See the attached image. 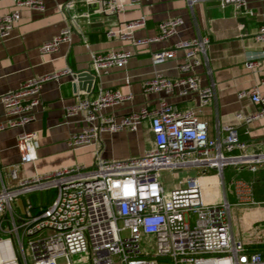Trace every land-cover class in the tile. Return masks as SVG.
<instances>
[{
  "label": "built area",
  "instance_id": "2783aa9c",
  "mask_svg": "<svg viewBox=\"0 0 264 264\" xmlns=\"http://www.w3.org/2000/svg\"><path fill=\"white\" fill-rule=\"evenodd\" d=\"M138 0H130V3ZM198 1L186 0L190 8ZM233 4L237 9L246 0H216ZM12 8L0 13V36L7 35L19 18V7L43 9L44 0H12ZM124 0H102L99 13L115 15L125 8ZM183 22L181 16L168 17L158 23L152 35L135 37L133 30L146 23V16L125 21L118 29H108L107 36L129 39L134 46L168 39ZM72 26L67 23L58 34L42 42V52L58 49L70 41ZM264 40V20L254 33ZM207 35L175 41L170 47L151 52L154 61L173 58L182 50L177 63L179 74L170 77L155 72L143 81L144 92L177 94L193 93L196 106L179 107L161 96L157 104L142 103L136 110L116 117L105 110L132 98L131 92L119 88H99L92 95L77 96L67 106V113L80 111L83 125L73 132L71 146L98 142L100 132L123 127L135 129L148 121L153 144L141 154L104 158L96 155L92 165L62 166L32 175H21L19 166L37 157L33 130L17 133L16 144L20 160L0 166V264H159V259L172 264H264L259 250H250L241 237L231 231V203L207 200L198 174H189L181 185H165L161 170L201 168V173L215 169L218 183L223 182L225 166L234 164L251 171L264 164V137L261 147L252 146L239 135L237 124H222L217 136H209L208 123L199 115L201 107L215 95V82L201 83L196 68L208 66ZM129 49L94 52L93 73L110 66H124L131 55ZM248 66L257 60L248 58ZM69 71L64 68L25 79L0 96L6 120L0 129L24 126L34 118V107L40 98L43 81ZM239 96H249L257 104L252 113L238 111L235 118L244 124L264 116V93L257 86L240 90ZM254 145L253 143H251ZM55 196L39 205L23 196L52 189ZM21 201V211L14 208ZM153 235L156 246L142 252L140 240ZM75 253H83L74 258Z\"/></svg>",
  "mask_w": 264,
  "mask_h": 264
},
{
  "label": "crops",
  "instance_id": "0c3cea01",
  "mask_svg": "<svg viewBox=\"0 0 264 264\" xmlns=\"http://www.w3.org/2000/svg\"><path fill=\"white\" fill-rule=\"evenodd\" d=\"M115 15L99 13L102 0H44V8L19 7V18L11 31L0 36V96L17 88L25 79L50 74L69 68V71L42 82L40 98L34 107V118L24 126L0 129V166L20 160L16 144L17 133L23 129L36 132L37 157L20 164L21 175H32L62 166L93 164L96 155L104 158H121L141 154L153 144L149 122L138 123L135 129L123 127L100 132L98 142L71 146L69 136L83 125L80 111L67 113V106L77 96L92 95L101 87L119 88L131 92L132 98L108 107L105 111L116 117L136 110L142 103L157 104L161 96L179 107L196 106L193 93L177 94L144 92L143 81L155 72L170 77L179 74L177 63L182 50L175 57L154 61L151 52L168 48L175 41L207 35L208 66L200 64L196 71L201 83L215 82V95L199 115L208 123L209 136H217L222 124H237L240 138L252 146L261 147L264 137V116L244 124L238 122V111L252 113L257 109L249 96H239L240 90L257 86L264 93V40H256L257 25L264 20V0H246L237 9L233 4H219L216 0L198 1L190 8L186 0H138L130 3ZM12 0H0V13L12 8ZM146 16V23L133 30L135 37L156 33L158 23L168 17L181 16L183 22L168 39L134 46L129 39L109 37L106 31L118 29L125 21ZM67 23L72 26L70 41L62 42L52 52H42L39 46L59 33ZM111 49H129L131 55L124 66H110L91 79L74 78L76 71L91 68L94 52ZM254 58L257 65L248 66L246 60ZM76 88H73V83ZM6 120L0 100V122ZM253 143L254 145H252ZM203 184L207 200L226 198L231 203V231L241 237L250 250L264 255V164L251 171L244 166L229 164L222 172L223 182L218 183L215 169L201 173L194 168ZM171 187V186H169Z\"/></svg>",
  "mask_w": 264,
  "mask_h": 264
},
{
  "label": "rangeland",
  "instance_id": "374dc122",
  "mask_svg": "<svg viewBox=\"0 0 264 264\" xmlns=\"http://www.w3.org/2000/svg\"><path fill=\"white\" fill-rule=\"evenodd\" d=\"M195 173L194 168L191 169H179V170H161L160 172V178L163 183L167 186L172 185H181L185 183L186 177L189 174ZM56 190L54 188L52 189H45L37 192H33L31 194H27L22 197V199L27 200L30 198L36 206H38L40 203V198L42 199V203H45V205L55 196ZM21 204V201L17 200L13 203V206L17 211H21V207L19 206ZM141 249L142 252H151L155 249L156 241L155 237L153 235H144L142 236L140 240ZM83 253H75L74 258L81 257ZM167 264H172L169 260H164ZM83 264V263H81Z\"/></svg>",
  "mask_w": 264,
  "mask_h": 264
},
{
  "label": "water",
  "instance_id": "95a60500",
  "mask_svg": "<svg viewBox=\"0 0 264 264\" xmlns=\"http://www.w3.org/2000/svg\"><path fill=\"white\" fill-rule=\"evenodd\" d=\"M73 76H74V78H76V81H78L79 84H80V81L82 78H89V80L91 79V83H90V87H89L88 91L91 89V87L94 83V79L96 78L95 74L91 71L90 68L80 70V71H76ZM73 88L74 89L76 88L75 82L73 83Z\"/></svg>",
  "mask_w": 264,
  "mask_h": 264
},
{
  "label": "trees",
  "instance_id": "16d2710c",
  "mask_svg": "<svg viewBox=\"0 0 264 264\" xmlns=\"http://www.w3.org/2000/svg\"><path fill=\"white\" fill-rule=\"evenodd\" d=\"M43 204H45V203H43ZM159 264H167L166 262H164V260L163 259H159Z\"/></svg>",
  "mask_w": 264,
  "mask_h": 264
}]
</instances>
